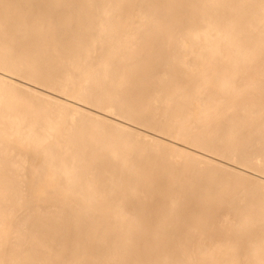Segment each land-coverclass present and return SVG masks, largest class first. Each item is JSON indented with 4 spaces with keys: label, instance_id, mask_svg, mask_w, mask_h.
I'll use <instances>...</instances> for the list:
<instances>
[{
    "label": "bare ground",
    "instance_id": "1",
    "mask_svg": "<svg viewBox=\"0 0 264 264\" xmlns=\"http://www.w3.org/2000/svg\"><path fill=\"white\" fill-rule=\"evenodd\" d=\"M0 264H264V0H0Z\"/></svg>",
    "mask_w": 264,
    "mask_h": 264
}]
</instances>
